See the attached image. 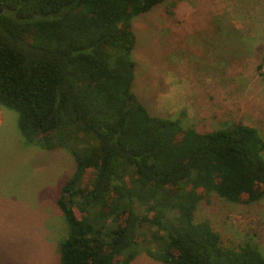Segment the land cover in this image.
<instances>
[{
    "label": "trees",
    "instance_id": "trees-1",
    "mask_svg": "<svg viewBox=\"0 0 264 264\" xmlns=\"http://www.w3.org/2000/svg\"><path fill=\"white\" fill-rule=\"evenodd\" d=\"M178 1L0 0V106L30 143L75 159L57 199L70 226L59 264H132L143 251L165 264H264L254 242L226 247L195 216L213 193L264 198L257 128L185 127L134 90L133 20Z\"/></svg>",
    "mask_w": 264,
    "mask_h": 264
},
{
    "label": "rangeland",
    "instance_id": "rangeland-1",
    "mask_svg": "<svg viewBox=\"0 0 264 264\" xmlns=\"http://www.w3.org/2000/svg\"><path fill=\"white\" fill-rule=\"evenodd\" d=\"M252 6L250 0H179L133 20L134 90L153 113L199 130L243 121L264 138V31L250 42V27L262 19L250 17ZM18 117L0 106V264H59L70 226L57 199L75 159L67 148L30 143ZM195 216L212 224L224 246L254 242L264 253V198L245 204L213 193ZM132 264L165 263L143 251Z\"/></svg>",
    "mask_w": 264,
    "mask_h": 264
},
{
    "label": "crops",
    "instance_id": "crops-1",
    "mask_svg": "<svg viewBox=\"0 0 264 264\" xmlns=\"http://www.w3.org/2000/svg\"><path fill=\"white\" fill-rule=\"evenodd\" d=\"M253 6L250 8V17H261L262 19L256 20L252 27H250V42L258 40L257 38L262 31H264V0H250ZM256 23V24H255ZM259 35V36H258ZM264 38V37H263ZM262 38V40H263ZM262 40L258 44H262ZM252 126V125H251Z\"/></svg>",
    "mask_w": 264,
    "mask_h": 264
},
{
    "label": "water",
    "instance_id": "water-1",
    "mask_svg": "<svg viewBox=\"0 0 264 264\" xmlns=\"http://www.w3.org/2000/svg\"><path fill=\"white\" fill-rule=\"evenodd\" d=\"M0 11H1V7H0Z\"/></svg>",
    "mask_w": 264,
    "mask_h": 264
}]
</instances>
